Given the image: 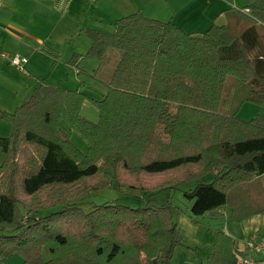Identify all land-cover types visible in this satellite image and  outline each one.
<instances>
[{"label": "trees", "instance_id": "trees-1", "mask_svg": "<svg viewBox=\"0 0 264 264\" xmlns=\"http://www.w3.org/2000/svg\"><path fill=\"white\" fill-rule=\"evenodd\" d=\"M229 15L203 34L141 13L117 20L112 33L88 30L86 58L122 52L95 101L97 124L81 115L82 92L53 86L13 113L0 110L13 129L0 137V231L10 232L0 235V264L15 254L23 264H172L181 209L111 201L85 212L82 201L107 178L153 195L213 175L184 193L191 220L220 208L232 224L264 214V118H238L245 103L264 104V0ZM71 131L88 140L86 153ZM205 264H241L223 230Z\"/></svg>", "mask_w": 264, "mask_h": 264}, {"label": "crops", "instance_id": "crops-1", "mask_svg": "<svg viewBox=\"0 0 264 264\" xmlns=\"http://www.w3.org/2000/svg\"><path fill=\"white\" fill-rule=\"evenodd\" d=\"M167 3L176 7L173 17L168 16L164 8ZM189 4L185 6L183 0H4L0 7V54H18L29 62L24 71H20L0 59V110L12 113V107L20 105V101L26 103L41 86L60 85L59 88L69 90L66 87L79 84V79L76 82L75 78L80 77L79 67L87 52H77L73 42L77 33V37H82L81 31L87 37L88 30L106 32L105 27L113 28L115 22L128 13L172 21L185 31L175 19L180 12L201 21L195 28L198 32L186 33L203 34L219 19H223V24L229 23L232 19L229 14L241 11L245 0H205L207 10L202 13L192 10L201 7L199 0L192 2L190 10L186 8ZM151 6L157 9L152 12L148 8ZM84 23H88L89 28H84ZM82 45L86 47L85 43ZM64 47L68 53H73L72 57L66 54L67 58H63ZM80 90L79 87L76 91ZM188 209L177 210L175 220L183 237V247L177 249L172 264H205L213 252L219 230L233 238L241 263L247 257L264 259V254L253 255L248 246L253 241L264 240V214L232 224L230 209L220 208L201 221L191 220Z\"/></svg>", "mask_w": 264, "mask_h": 264}, {"label": "rangeland", "instance_id": "rangeland-1", "mask_svg": "<svg viewBox=\"0 0 264 264\" xmlns=\"http://www.w3.org/2000/svg\"><path fill=\"white\" fill-rule=\"evenodd\" d=\"M183 1L185 3V6L186 4H189L191 2L186 7L188 8V10H190V5L195 0H183ZM199 3L201 7L200 6L193 7L192 10H199V13L206 11L207 8L205 5V0H199ZM148 8L151 11L152 9L153 10L157 9L156 6H151ZM161 8L163 7L161 6ZM164 8L166 9V11H168L169 13L168 16L173 17L172 12L175 10L176 7L167 3L164 5ZM131 14L132 13H128V16ZM147 18L154 19L152 17H147ZM175 19L178 20V22L184 27L182 28L186 32H198L197 30H195V28L199 27V25L201 24L200 19H196L188 13L180 14V12H178L176 14ZM169 22H172V21H169ZM223 23H224L223 19H219L216 21L215 24L222 25ZM84 24H85L84 28H89L88 23H84ZM105 28H106L105 30H107L106 32L112 33L114 31V27L113 28L105 27ZM85 30L86 29H84V31ZM80 33L82 34V37L81 36L77 37L79 34L77 33L75 35L73 46L75 50H78L77 52H82V51L87 52V50H89L91 46L90 45L91 41L86 35L83 34L82 31ZM83 43L86 44V47L82 45ZM65 47L63 49L65 53L63 58H67L66 54L71 55L72 57L73 53H68ZM121 58H122V52L116 49H109L102 63L94 62L84 56L82 63L79 67L80 77L75 78L76 82H78V79H79L80 83L74 85L73 82L75 81H73L72 82L73 85L66 87L69 90H74V91L80 87L81 89L80 92H82L86 96L84 104L81 107V115L85 119L91 121L92 123L97 124L100 121V112L96 106L95 101L102 100V98L107 94V90H108L107 86L110 83L112 76ZM3 61H5L6 63L9 62L8 60H4V59ZM59 86L60 85H57L56 87H59ZM22 102H26V101H22ZM18 104L20 105H17V106H21L24 103H21L20 101V103ZM16 107L11 108L12 113L14 112ZM258 117L264 118V104L256 105L253 103H245L241 107L238 113V118L244 121H251ZM12 132H13L12 126L8 124L7 122L0 120V137H4V138L10 137L12 135ZM70 140L81 152L83 153L87 152L88 147H89V142L85 137H83L76 131H71ZM5 158L6 156L0 150V165L3 164V162L5 161ZM213 181H214V176L209 175L207 177L202 178L201 180L197 182H193L189 184L188 186H181V187L176 188V190L163 191V192L150 195L149 193L142 192L140 190H130V189H125V188L118 190L114 185L113 179L107 178L94 186L95 187L94 193L90 197L82 201L83 203L82 207L85 212H88L92 209V207L100 206L106 202H111V201L112 202L117 201L119 204L130 207V208H143L147 206L148 204L155 206V207H159V206L166 205L170 202L174 205V207H179L181 209L186 210V208H190L193 203H190L186 198H184V193L194 190L199 184H210ZM58 210L59 209L57 208V209H53L49 211H42L40 216L45 217L54 212H57ZM24 213L26 214V211H24ZM175 217H177V211H176ZM204 218L199 217L196 219L197 220L199 219L201 221ZM1 229L2 227L0 226V230ZM8 234H10L9 231H4V232L0 231V235H8ZM185 241L187 240L185 239ZM181 247H183V245ZM8 264H23V257L20 256L19 254H15L8 260Z\"/></svg>", "mask_w": 264, "mask_h": 264}, {"label": "built area", "instance_id": "built-area-1", "mask_svg": "<svg viewBox=\"0 0 264 264\" xmlns=\"http://www.w3.org/2000/svg\"><path fill=\"white\" fill-rule=\"evenodd\" d=\"M4 0H0V7L2 6ZM0 59L8 60L9 63L20 71H24L25 66L28 64L29 60L26 57L15 54L10 55L7 53L0 54ZM249 249L253 255L264 254V240L253 241L249 243ZM241 264H264V259L256 260L254 257L245 258Z\"/></svg>", "mask_w": 264, "mask_h": 264}]
</instances>
